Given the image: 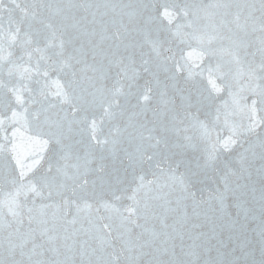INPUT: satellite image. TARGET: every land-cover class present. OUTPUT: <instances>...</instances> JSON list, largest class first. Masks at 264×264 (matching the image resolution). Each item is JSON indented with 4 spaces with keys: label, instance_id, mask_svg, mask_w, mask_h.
<instances>
[{
    "label": "water",
    "instance_id": "1",
    "mask_svg": "<svg viewBox=\"0 0 264 264\" xmlns=\"http://www.w3.org/2000/svg\"><path fill=\"white\" fill-rule=\"evenodd\" d=\"M0 264H264V0H0Z\"/></svg>",
    "mask_w": 264,
    "mask_h": 264
}]
</instances>
